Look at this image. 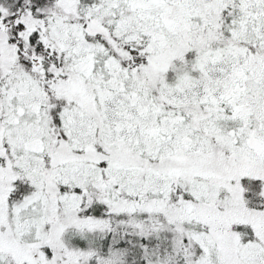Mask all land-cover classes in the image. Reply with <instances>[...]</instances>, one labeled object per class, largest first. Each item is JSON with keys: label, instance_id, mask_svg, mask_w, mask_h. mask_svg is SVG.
Wrapping results in <instances>:
<instances>
[{"label": "snow or ice", "instance_id": "1", "mask_svg": "<svg viewBox=\"0 0 264 264\" xmlns=\"http://www.w3.org/2000/svg\"><path fill=\"white\" fill-rule=\"evenodd\" d=\"M0 264H264V0H0Z\"/></svg>", "mask_w": 264, "mask_h": 264}]
</instances>
